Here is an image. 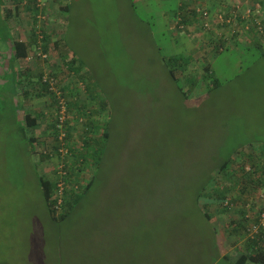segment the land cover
Wrapping results in <instances>:
<instances>
[{"label":"rangeland","instance_id":"obj_1","mask_svg":"<svg viewBox=\"0 0 264 264\" xmlns=\"http://www.w3.org/2000/svg\"><path fill=\"white\" fill-rule=\"evenodd\" d=\"M14 1L22 17L7 18ZM33 2L0 0V264H234L244 250L223 249L224 232L231 234L241 219L236 239L248 243L264 217V33L216 52L206 41L220 37L217 13L237 11L228 28L242 36L250 33L246 27L253 28V18L262 26L264 14L250 7L248 17L235 2L228 13L207 6L215 19L213 35L199 31L203 53L184 71L171 59L184 52L193 56V43L177 41L171 27L180 1L38 0L36 23L35 9L25 8ZM14 24L21 36L32 26L51 34L47 56L39 55L35 67L20 59L19 78L12 58ZM58 35L70 58L76 55L84 83L64 64L62 46H55ZM46 74L55 78V88L75 82L71 86L81 94L65 96L76 103L67 119L71 146L84 147L91 120L110 123L96 177L85 170L81 180L87 186L94 179V185L62 221L52 219L38 181L39 173L52 176L58 163L57 155L44 156L60 135L53 128L56 103L42 88ZM192 74L198 85L185 79ZM19 79L28 89L31 114L40 119V127L29 130L41 142L35 154L27 152ZM85 82L107 100L103 116L82 112L89 111L92 97ZM226 160L229 166L220 169ZM216 193L226 195L225 202ZM197 196H203L200 205L211 222L195 209ZM223 251L228 260H220Z\"/></svg>","mask_w":264,"mask_h":264},{"label":"trees","instance_id":"obj_2","mask_svg":"<svg viewBox=\"0 0 264 264\" xmlns=\"http://www.w3.org/2000/svg\"><path fill=\"white\" fill-rule=\"evenodd\" d=\"M34 1V6L37 3L36 1L38 0H32ZM176 1H180V4L178 3V7L179 8V12H181V14H177L176 18L174 19V23L176 25L177 28V32L181 33L183 31H188L190 32V24L194 25V22H197V24H199V26L201 27L200 29L206 30L207 34H212L213 32L207 29H204L203 27V23L201 22V19L197 16V14L195 13V11L192 9L193 5H195L198 2H202V0H176ZM202 4L204 6L205 5L203 2ZM261 5H262V11L264 12V0L261 1ZM34 6H25V8L30 9V11H32V9H35V12H33L34 19L33 22L36 23L38 19V13H39V7H34ZM67 8V6H65ZM27 9V10H28ZM178 12V13H179ZM43 13H44V9H43ZM179 19V20H178ZM263 20V19H262ZM260 20V21H262ZM180 26H182L180 28ZM37 27V26H36ZM35 26H32V32H31V39L29 42L26 41H21V40H14L12 41L13 43V55L12 58H15L16 60L21 61H26L31 68L37 65V57L42 56L43 54H46L48 52V44L49 41L51 40V34H49L47 32V30H42L40 33L37 32ZM264 24L259 25V24H254L253 26V32L257 33V35H263L264 33ZM200 29H197L198 31H201ZM175 31V33H177ZM187 32V33H188ZM60 34V33H59ZM59 35L55 40V46L59 47L62 46V49H60L59 53L62 57V59L64 60V64L66 65V67L68 68L69 72L70 71H74L76 74H78V78L81 79V81L85 80L84 75L83 74H79L80 72V67L76 66L77 63V57L75 54L74 57L70 58V55L64 50L63 45L60 42ZM174 38L178 41L181 40L180 36L176 35L174 36ZM216 39V41H215ZM209 45H210V49H214L213 51H217L219 50V46H220V37H213V39H207L206 41ZM47 55V54H46ZM37 59V60H36ZM172 59V63L173 60L174 62H178L181 63L180 66H182L184 68V71H187L190 69L189 64L192 62L191 59L186 58L184 55L179 54L176 55L171 58ZM22 64V63H21ZM208 67V66H207ZM207 67L205 69H207ZM21 69V68H20ZM18 69V78L21 77L22 74H24L22 72V69L20 70ZM168 69L170 71V73L172 74V76L175 77V71L174 68H170V66H168ZM193 70V69H192ZM195 74L192 75H187L185 77L186 80H191L194 83H200V81L198 80V76H193ZM40 79V78H39ZM43 86L42 88L46 91H50V93L53 96V102L56 103V120L55 123L53 124V128L56 129V131L61 134L62 132L66 134L65 139H64V144H62V141L60 140L59 136H55L54 142L51 144V152H46L47 154L44 155L45 157H48L50 159H53L55 155H57L58 157V161L59 164H63V171H66V181H67V188L65 190V195H64V200L62 205L57 208V199L54 197V195L57 193V188H56V184L58 181V172L57 169L54 168V172L52 176H48L47 174H42L39 173V177H38V181L40 183V186L43 190V194L50 212V215L52 217L53 220L55 221H59V220H65L68 215L70 214L71 210L74 208L75 205H77L81 199H83L84 193L89 191L92 186L94 185V179L90 181V184H88L87 186L83 185V183L81 182V180H84L83 178H85V170H90L93 177H96L94 175V170H96V168L98 169L100 162H101V157L103 154V151L105 150L106 144L108 143L109 139H110V129H109V120L107 118V120H96L93 119L90 121L89 125L92 126V128H89V131L86 133V135H84V147L82 149H77L74 146H71V141H72V136H73V126L70 125V121L67 120L68 118H66L64 120V122L62 123V126L59 127L60 125V121H59V116H60V110H61V103H60V97L64 98L66 101L65 96L67 94L70 95H74V96H80V92L78 88H73L71 86V84L75 85V82H68L69 83V89L66 87V85L63 84V86H60L58 89L60 92V95H57L56 91L51 89L49 86V82H43L41 81ZM84 82V81H83ZM86 84V82H85ZM198 85V84H197ZM77 86V85H75ZM18 87H21V80H18ZM80 88V86H79ZM81 89V88H80ZM26 93H28V89L26 90ZM93 94V95H92ZM90 97L91 98V102L89 103L88 107H89V111L87 112L86 110H84L85 107H83V113L87 114L89 113V117L90 114L91 115H101L103 116V113L106 110V107H108V102L105 99H102L101 102H98L97 100L102 98L100 96V94L98 93V91L96 90H91L90 91ZM76 98V97H75ZM81 98V97H78ZM83 98V97H82ZM66 112L67 115L70 112V110H72L73 108L76 107V103H73L71 101H66ZM87 108V107H86ZM32 114L29 113L28 114V118H30ZM40 117H42V114L40 115ZM65 124V126H64ZM40 125V119L38 117V115H34L33 117H31V121L28 123L29 127H33L35 128V126ZM23 128L27 129V126H23ZM22 128V129H23ZM24 129V131H25ZM27 131H25V138L27 139L28 143H29V147L31 146L30 152L33 154L36 153L37 150V145L39 146V144L41 143L40 141L37 142V139L34 137L33 133L30 132V134L26 133ZM61 148L67 149V153L63 156L62 152H61ZM262 153L263 156L261 157L260 162L264 161V145L262 147ZM243 155L244 152H242ZM228 160H226L220 169L224 170L227 166H229L228 164ZM262 164V163H261ZM257 166V165H256ZM259 167L260 164L258 165ZM219 169V170H220ZM262 171L264 173V167L262 168ZM249 172V171H247ZM246 172V173H247ZM248 175L251 176V172L247 173ZM91 178V179H92ZM251 179V178H250ZM76 186H78V188H76ZM219 187H216L217 192L219 191ZM216 197H220V200H223V202H225L226 200V195H222L220 196V193H216L215 195ZM201 198H203V196H197L194 199V204H195V209L197 211H199L201 213V215L209 222H211V214L208 212V210H205L203 207H201L200 202H201ZM246 220H248L247 217H245ZM264 230H262V232L260 234H257L255 237H251L249 238L248 243L250 244L248 249H246L245 253L237 260L234 262V264H247L248 262H252V263H257V264H264ZM216 237V234L214 235ZM217 238V237H216ZM215 238V240L213 241H217V239ZM216 244V243H215ZM252 251V252H250Z\"/></svg>","mask_w":264,"mask_h":264},{"label":"crops","instance_id":"obj_3","mask_svg":"<svg viewBox=\"0 0 264 264\" xmlns=\"http://www.w3.org/2000/svg\"><path fill=\"white\" fill-rule=\"evenodd\" d=\"M243 1V3H241ZM261 1L262 0H209V2H208V0H202V2L205 4V5H207V6H209V7H211V9H216V8H220V12L221 11H224L225 9H226V11H227V13H228V8L229 9H232L233 8V5H235V4H233V2H235V3H237V5H239V6H242V10L244 9V8H246L247 10L248 9H250V7L252 8V9H255V10H259V13H263L264 14V12L262 11V5H261ZM216 2V3H215ZM18 5H17V3L14 1V4L12 5V4H10L9 5V9H7L6 10V8H7V5H5V10H6V12H5V15H6V17L8 18H13V17H17V16H19V17H22V16H20L21 14H20V11H18ZM13 8H14V10H13ZM16 9V10H15ZM12 10V11H11ZM174 16H175V12H174ZM14 21H12V23H13ZM263 24H264V20H262L261 21ZM23 23H27V21H26V19H24L23 20ZM234 23V22H233ZM233 23H231V24H233ZM230 24V25H231ZM15 25V28H13L14 29V40H21V41H26V42H29L30 41V39H31V32L30 33H25V34H22L23 36H21L20 34H18V33H16L15 32V30H17L18 29V27L16 26V24H14ZM228 25H229V23H223V25H221L220 24V51H222V50H224L227 46H229V45H232V46H234V45H237V43H239V42H243V41H250V40H252V39H254L256 36H257V33L255 32H253V28L251 29V31H250V33H246V34H244L243 36L242 35H235V34H231V30H230V28H228ZM171 27H172V29L174 30V33H175V31H176V26H175V23H174V21H172V23H171ZM32 28V27H31ZM201 27L199 26V24H197V22H194V25L193 24H190V27H189V29H190V31L191 32H186L185 34H183V32L181 33V32H177V33H175V34H173V35H179L181 38V40L183 39V40H185L186 42L188 41V39L194 44H192V46H190V45H188V47L190 48V51H192V53H193V56H191V55H187L185 52L184 53H182V55H184L186 58H188V59H191V61L193 60V58H199L198 57V52H201V53H203L202 51H201V45H200V43L199 42H197V39H198V35H199V31L197 30V29H200ZM224 28H226V29H224ZM201 30V29H200ZM230 30V31H229ZM203 31L201 30V34H203L202 33ZM207 33V32H206ZM205 33V38H207L208 37V35H210V34H206ZM18 34V35H17ZM187 35V36H186ZM185 37V38H184ZM200 40L202 39V41H203V36H201L200 38H199ZM13 40V41H14ZM199 40V41H200ZM11 44H13L12 42H11ZM197 47V48H196ZM202 47H203V43H202ZM205 48V47H204ZM210 50V49H209ZM209 50L208 51H206V54H208V52H209ZM213 50L214 49H212V51L211 52H213ZM197 56V57H196ZM205 56V55H204ZM198 60H200V59H198ZM201 61V60H200ZM18 62V63H17ZM17 62H16V67H17V69H19V67H18V65H19V61L17 60ZM199 65H202V64H199ZM203 66V65H202ZM21 70V69H20ZM80 70V72H79V74H83V71H82V69H79ZM84 83V82H83ZM85 87H86V89L88 90V91H91V89L93 90V86H91L90 84H88V83H86L85 84ZM86 93H87V91H86ZM89 94V93H88ZM88 94H86V95H84V96H82V97H84V98H86V99H88V97L89 96H87ZM19 95V98H22L23 97V103H24V109H25V111L24 110H21V115H22V117H23V120H22V122H23V125H25V126H27V129H26V133H28V134H30V132H29V130L30 129H32L33 127H29L28 126V123L31 121V117H33L35 114H33L32 113V115L30 116V118H28V114L29 113H31L30 112V104H32V101H31V99H29L28 97H25L26 96V89L24 88V87H19V91H16V96H18ZM18 98V99H19ZM102 101V99H98V102H101ZM38 127H40V125H38V126H35V128H33L34 130H37L38 129ZM27 141V140H26ZM31 149V148H30ZM30 149H28V153H30ZM36 164V165H35ZM34 166L36 167H38V162L36 163V162H34ZM240 195H238V198H240L239 197ZM48 207V206H47ZM255 214V216H253L254 217V221L256 222V223H259V219L257 218L258 216H259V214L260 213H258L257 211L254 213ZM243 218H244V216H243ZM253 221V222H254ZM226 223H228L227 222V220L224 222V224H223V226L225 227V224ZM234 223L235 224H232V227H234L230 232H231V234L230 233H226V232H224V230H223V232H224V236H222L223 237V239H222V241H223V243H224V246L222 245V247H223V249L224 248H228V249H234V248H236V249H243L244 250V253H245V251H246V249H248V248H250L249 247V243H247V242H244V241H242V239H240V242H238L237 241V239H236V237H237V235L236 234H239L240 232H242L243 230H242V228H243V225H242V223H241V219H240V222H238V221H234ZM237 223V224H236ZM264 234V233H263ZM232 237V238H231ZM239 237L241 238V234L239 235ZM225 238H227L226 240H225ZM233 238H235V239H233ZM232 239H233V242H232ZM230 241H231V243H230ZM243 253V254H244ZM243 254H241L238 258H237V260L243 255ZM228 255L229 254H225V252L223 251L222 253L220 252V260H222V259H226V260H228ZM237 260H235V261H237ZM249 263V262H248ZM247 263V264H248Z\"/></svg>","mask_w":264,"mask_h":264},{"label":"built area","instance_id":"obj_4","mask_svg":"<svg viewBox=\"0 0 264 264\" xmlns=\"http://www.w3.org/2000/svg\"><path fill=\"white\" fill-rule=\"evenodd\" d=\"M237 6H238V8H240L239 5H237ZM192 9L195 11L197 16L201 19V22L203 23L204 29H207V30H211V29H213L215 27H219L220 24L223 25V23H229V24L233 23L236 20L237 14H238L237 11H234L231 15L227 14L226 16L223 15V14L217 13L215 18H216V21L218 22V24L215 25V27L214 26L211 27V21H213V20L215 21V19L212 18L213 15H212L210 9L207 6H204L202 4V2H198L195 5H193ZM257 11H259V10H257ZM251 12H252L251 9L247 10V16L248 17L251 16ZM178 14L180 15L181 12H179ZM224 16H225V18H224ZM239 17L242 18V19H249V18H245L246 16L245 15L243 16L241 14H239ZM251 23H257V22L253 18ZM258 23H260V22H258ZM259 25H261V23ZM181 27L182 26H180V28ZM251 28H252V26H248L247 25L246 31L251 30ZM46 56H47L46 54H43V57H46ZM49 76H50V74H49ZM48 79L49 78L47 77V74H46V76L43 78V81L44 82H49L50 88L55 90L57 95H59L60 94L59 90L57 88H55V86H54V84H55L54 83V79L55 78L53 76H51L49 81H48ZM60 98H61L60 99V103H61L62 106H61L60 116H59V121H60L59 127H61L62 123L64 122V120L66 118H68V115H67V112H66V109H67L66 101H65L64 98H62V97H60ZM65 136H66V134L63 133V132L59 135V138L62 141V144L65 143L63 141ZM67 151H68L67 149L61 148V152H62L63 156L67 153ZM56 169H57V172H58V181H57V184H56V188H57L56 192L57 193L54 195V197L58 200L57 201V208H59L62 205V203H63L65 190H66L68 185H67V181H66V171H63V164H59V162H58L57 166H56ZM76 188H78V186H76ZM262 197L264 198V193L262 194ZM263 216H264V214H263ZM262 230H264V217L261 218V222L259 223V225H254L253 226L254 233L251 234V237L253 238L257 234H260L262 232Z\"/></svg>","mask_w":264,"mask_h":264}]
</instances>
